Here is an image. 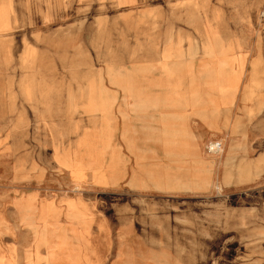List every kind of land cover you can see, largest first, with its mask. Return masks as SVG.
Listing matches in <instances>:
<instances>
[{
  "label": "rangeland",
  "instance_id": "1",
  "mask_svg": "<svg viewBox=\"0 0 264 264\" xmlns=\"http://www.w3.org/2000/svg\"><path fill=\"white\" fill-rule=\"evenodd\" d=\"M35 4L0 30V264H264V0Z\"/></svg>",
  "mask_w": 264,
  "mask_h": 264
},
{
  "label": "crops",
  "instance_id": "2",
  "mask_svg": "<svg viewBox=\"0 0 264 264\" xmlns=\"http://www.w3.org/2000/svg\"><path fill=\"white\" fill-rule=\"evenodd\" d=\"M34 1L35 0H0V30L9 28V23L11 22L10 14L12 12L17 14L19 12H26L28 7L35 10L37 4L33 5ZM38 1L39 0H36L37 3ZM33 6L35 7L33 8Z\"/></svg>",
  "mask_w": 264,
  "mask_h": 264
},
{
  "label": "built area",
  "instance_id": "3",
  "mask_svg": "<svg viewBox=\"0 0 264 264\" xmlns=\"http://www.w3.org/2000/svg\"><path fill=\"white\" fill-rule=\"evenodd\" d=\"M215 143V144H214ZM213 144L214 145H210V148H209V150H211V151H213V152H217L218 150H220L221 149V146H222V144L221 143H219V142H214Z\"/></svg>",
  "mask_w": 264,
  "mask_h": 264
},
{
  "label": "bare ground",
  "instance_id": "4",
  "mask_svg": "<svg viewBox=\"0 0 264 264\" xmlns=\"http://www.w3.org/2000/svg\"><path fill=\"white\" fill-rule=\"evenodd\" d=\"M212 145H214V144H212Z\"/></svg>",
  "mask_w": 264,
  "mask_h": 264
}]
</instances>
